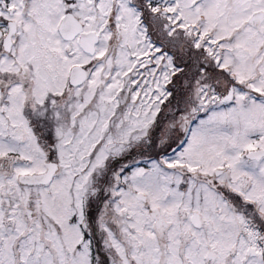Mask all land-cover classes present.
Returning a JSON list of instances; mask_svg holds the SVG:
<instances>
[{
    "label": "snow or ice",
    "instance_id": "6c2138e0",
    "mask_svg": "<svg viewBox=\"0 0 264 264\" xmlns=\"http://www.w3.org/2000/svg\"><path fill=\"white\" fill-rule=\"evenodd\" d=\"M0 264H264V0H0Z\"/></svg>",
    "mask_w": 264,
    "mask_h": 264
}]
</instances>
